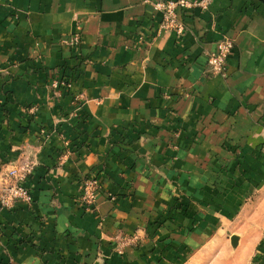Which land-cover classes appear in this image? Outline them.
<instances>
[{
  "label": "crops",
  "instance_id": "1",
  "mask_svg": "<svg viewBox=\"0 0 264 264\" xmlns=\"http://www.w3.org/2000/svg\"><path fill=\"white\" fill-rule=\"evenodd\" d=\"M157 1L0 0V175L32 165V203L0 209V264L262 258L264 0L186 11L181 35L158 32ZM78 28L80 47H61ZM222 34L235 40L227 76L208 77ZM91 175L94 213L77 205ZM118 232L138 248L116 255Z\"/></svg>",
  "mask_w": 264,
  "mask_h": 264
},
{
  "label": "built area",
  "instance_id": "2",
  "mask_svg": "<svg viewBox=\"0 0 264 264\" xmlns=\"http://www.w3.org/2000/svg\"><path fill=\"white\" fill-rule=\"evenodd\" d=\"M210 2L211 0H162L155 2L153 8L161 15L158 32H173L176 35H181L184 32L182 13L188 9L204 10ZM67 42L74 49L80 47L82 43L80 32L72 35ZM232 50L233 43L230 39H222L216 44L214 52L209 55L207 61L213 73L226 78V62ZM31 171L32 165L27 163L21 169H12L7 173V177L12 182L0 192V207L13 208L17 204L30 205L32 203L30 192L24 186ZM88 178L85 180L81 197L87 204L93 205L101 186L96 176Z\"/></svg>",
  "mask_w": 264,
  "mask_h": 264
},
{
  "label": "rangeland",
  "instance_id": "3",
  "mask_svg": "<svg viewBox=\"0 0 264 264\" xmlns=\"http://www.w3.org/2000/svg\"><path fill=\"white\" fill-rule=\"evenodd\" d=\"M196 1H200V0H196ZM212 1L213 0H211V2L208 4V6H207V8L206 9H204V10H198V9H188V10H186V11H189V10H197V11H199V12H206V11H208L209 10V8H210V6H211V4H212ZM185 11V12H186ZM184 24V23H183ZM184 30H185V26H184ZM77 32H80L79 31V28L78 29H76V31H74V32H72V33H70V34H68V35H65L63 38H61L60 39V41H59V44H60V46L61 47H64V48H66V49H69V50H71V49H73V47L72 46H70L69 44H68V39L72 36V35H74L75 33H77ZM162 33H172V32H162ZM230 39L231 41H232V43H233V48H234V45H235V40H234V37L233 36H231V35H229V34H222V36L220 37V39L215 43V44H217L220 40H222V39ZM67 40V41H66ZM214 51H212V52H207L205 55H206V64H205V66H206V68H205V74H206V76H208V77H214V76H217L215 73H213L211 70H210V68H209V65H208V57H209V55L211 54V53H213ZM65 79H62L61 80V83L59 84V85H56V84H52V89L55 91V92H58V93H60L59 91H60V87L62 88V90L63 89H67V88H69V85H70V83H71V81H72V78H70V77H68V76H66V77H64ZM62 83H63V85H62ZM57 93V94H58ZM53 96H57V95H53ZM10 166V165H9ZM12 169V167H10L9 169H6V168H4V170H3V172H2V174L0 175V192L2 191V189H4L5 187H7L8 185H10V183L12 182V181H10L11 179L10 178H8L7 177V173L10 171ZM91 176H93V175H91ZM86 179H89L88 178V176H86L85 178H83L82 179V187H81V192H80V194H79V196H78V202H77V205L79 206V208L82 210V211H84V212H89V213H94L95 211H96V208H95V201H94V203H93V205H89V204H87L86 203V201H83L82 200V191H83V186H84V183H85V180ZM100 183V182H99ZM101 186V185H100ZM100 193V191L97 193V195ZM176 193H174L173 195H175ZM96 195V196H97ZM172 195V196H173ZM96 196H95V199H96ZM106 198L109 200V201H113L114 200V196L113 195H110V194H106ZM175 200L174 201H172L171 202V204H174V206H175V204H177V203H179V200L177 199V198H174ZM180 204V203H179ZM18 205V204H17ZM17 205H15V206H17ZM15 206H13V208L15 207ZM0 209H8V210H10V209H12V208H2V207H0ZM158 224L159 223H154L153 224V226L155 227L156 225L158 226ZM157 228V227H156ZM229 235H230V233L228 232L227 234H224L223 235V239H229ZM244 235H246V234H244ZM113 248H112V250H113V252L116 254V255H118V256H122L123 255V253H124V251H125V249L126 248H138V238H137V236H135V235H131V236H126V235H124V234H122L121 232H118L117 234H114V236H113ZM163 245V248H161L162 250L160 251V252H164V251H169V249H167L168 247L169 248H171V245H170V243H163L162 244ZM260 245H261V243L258 245V250L257 251H259L258 253H260V256L262 255V258L261 259H259L258 257H257V255H255V256H253L254 255V253L253 252H255V251H253V252H251V254H250V256H247L246 258H243L242 260H239V258L237 257V254H233V256H230L229 255V262L230 263H228V264H264V248H263V250L262 249H260L259 247H260ZM245 246H247L246 244L244 245V247ZM241 247H243V246H241ZM243 247V248H244ZM236 248V247H235ZM235 248H233L232 246H231V244H229V246H228V251H235ZM249 247L247 248V250H248V252H249ZM159 250H160V248H159ZM159 250H157V249H153V251H152V253H154V254H156V255H158V254H160V252H159ZM215 251V246H214V244H211V243H209L208 245H207V251L206 252H208V253H212V252H214ZM252 251V250H251ZM191 252H193V253H190L191 255H193L194 254V252H197V247L195 248L194 246H193V249H191ZM232 252V253H233ZM234 253H236V251L234 252ZM255 253H257V252H255ZM190 257H188L187 258V260L189 259ZM258 258V259H257ZM186 259V258H185ZM182 263H184V261L183 260H181V263L180 264H182ZM5 264H7V263H5Z\"/></svg>",
  "mask_w": 264,
  "mask_h": 264
},
{
  "label": "water",
  "instance_id": "4",
  "mask_svg": "<svg viewBox=\"0 0 264 264\" xmlns=\"http://www.w3.org/2000/svg\"><path fill=\"white\" fill-rule=\"evenodd\" d=\"M237 241H238V237H236V236H232V237L230 238V244H231V246H232L233 248L236 247V245H237Z\"/></svg>",
  "mask_w": 264,
  "mask_h": 264
},
{
  "label": "trees",
  "instance_id": "5",
  "mask_svg": "<svg viewBox=\"0 0 264 264\" xmlns=\"http://www.w3.org/2000/svg\"><path fill=\"white\" fill-rule=\"evenodd\" d=\"M259 248H260V249H261V248H264L263 244H261Z\"/></svg>",
  "mask_w": 264,
  "mask_h": 264
}]
</instances>
